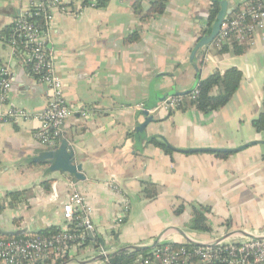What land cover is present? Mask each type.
Returning a JSON list of instances; mask_svg holds the SVG:
<instances>
[{"label": "crops", "instance_id": "crops-1", "mask_svg": "<svg viewBox=\"0 0 264 264\" xmlns=\"http://www.w3.org/2000/svg\"><path fill=\"white\" fill-rule=\"evenodd\" d=\"M65 1L80 13L55 12L45 42L73 114L52 146L37 142L36 120L0 122V231L32 235L62 228V205L75 184L92 208L96 240L77 247L67 264H107L108 258H99L100 242L111 254L148 251L154 244L238 243L264 234V133L252 126L261 112L264 44L240 55L210 44L190 61L196 42L208 33L201 36L213 2H227L230 14L244 0H167L161 14L144 20L132 6L139 3L146 14L153 0H110L102 9ZM28 3L0 0V35ZM132 35L136 39L127 43ZM0 67L14 76L9 104L30 114L43 111L45 85L2 40ZM229 68L241 72V82L218 111L204 114L189 102L168 112L157 108L160 98L192 91ZM142 107L151 110L152 121L136 141V128L147 118ZM154 139L171 154L149 143ZM63 141L82 168V180L27 162ZM244 145L224 157L208 151ZM151 184L157 193L152 199L145 194ZM15 192L23 195L12 206L7 195ZM193 206L208 209L209 232L187 228Z\"/></svg>", "mask_w": 264, "mask_h": 264}, {"label": "built area", "instance_id": "built-area-1", "mask_svg": "<svg viewBox=\"0 0 264 264\" xmlns=\"http://www.w3.org/2000/svg\"><path fill=\"white\" fill-rule=\"evenodd\" d=\"M55 12L77 16L80 10L70 9L65 0H29L3 41L33 78L45 85L47 103L43 111L30 114L9 104L14 76L8 68L0 67V122L38 121L35 136L41 146L56 145L62 138L66 120L73 114L63 100L60 78L54 73L51 55L46 50L45 30ZM257 42L264 44V0H244L225 16L211 46L216 50L233 46L245 50L253 48ZM196 94L194 91L188 98L167 97L157 108L167 112L178 109L194 100ZM70 190L67 201L62 205L64 226L51 235L0 239V264H67L71 253L83 245L87 232H94L91 206L75 184H70ZM122 221L123 218H119L117 224ZM98 253L107 258L108 252L102 247L98 248ZM195 259L198 264H264V234L238 243L215 239L193 248L156 245L145 256L138 255L133 264H192Z\"/></svg>", "mask_w": 264, "mask_h": 264}, {"label": "trees", "instance_id": "trees-1", "mask_svg": "<svg viewBox=\"0 0 264 264\" xmlns=\"http://www.w3.org/2000/svg\"><path fill=\"white\" fill-rule=\"evenodd\" d=\"M81 1V8L92 7L94 9H102L104 8L110 0H79ZM167 0H153L150 3L149 10L146 14H142L140 4L134 3L132 8L133 11L141 17L142 20L146 18H150L154 15L161 14L164 11L165 3ZM219 10V5L217 2H213L211 9L209 10L208 19H207V29L203 30L201 36L204 35L217 15ZM12 26L9 28L7 27L5 30L1 32L0 39L5 41L11 32ZM136 39V35H132L127 38L125 41L127 43H131ZM232 51V53L236 55H240L243 53V49L237 46H233L231 48L224 47L220 53ZM29 71V70H28ZM241 72L236 68H229L224 72H215L208 76L206 79L201 80L196 85V88L192 91L185 93L184 98L190 97V95L197 91L195 95V99L189 101V104L195 105V107L204 114L211 113L218 111L219 109L223 108L233 97L237 89L239 88L241 82ZM216 90V91H215ZM252 126L255 130L259 133H264V83L262 86V102H261V112L257 119L253 120ZM150 144L162 149L165 153L171 154L172 150L169 146L164 143L158 142L156 139L151 140ZM217 157H224L227 154L223 152H212ZM49 182H45L43 185H48ZM145 194L148 198H155L156 197V190L154 186L151 184L147 190H145ZM23 193L15 192L8 194L7 197L10 198L9 204L14 205L17 201L20 200ZM4 205L0 203V212L2 211ZM182 211L179 208L175 213L180 214ZM208 213V209L201 206H193L190 210V222L187 228L191 231L195 232H209V227L207 226L206 216ZM58 230L54 228L46 229L41 232H38V235H51L55 234ZM25 234H18L14 236H0V239H8V238H19L23 237ZM89 238L86 236L83 242L84 245L90 244ZM174 247L184 246L187 248H193L191 244H169ZM148 251L142 250L139 252H126L117 254L115 256L108 257L107 264H133L136 257L138 255H146ZM67 260V259H66ZM66 260H62L65 262ZM61 263V262H60ZM192 264H198V261L195 259L193 260Z\"/></svg>", "mask_w": 264, "mask_h": 264}, {"label": "water", "instance_id": "water-1", "mask_svg": "<svg viewBox=\"0 0 264 264\" xmlns=\"http://www.w3.org/2000/svg\"><path fill=\"white\" fill-rule=\"evenodd\" d=\"M218 4H219V10H218L217 15L215 17V20L213 21V23L210 26L208 33H206L203 37H201L196 42L194 49L191 52V56H190L191 62L193 61L196 53L199 50L205 51L206 48L212 43V41L214 40V38L217 36V34L219 32V28H220L222 21L224 20L225 16L229 13L227 2L220 1ZM173 95H175V93ZM177 95L178 96H184L185 93L177 94ZM166 98L162 97L158 100V102L162 103ZM150 111H151L150 109L144 108V107H142L140 109V113H142V115L145 117H147V115ZM151 121H152V117H147L144 124L137 126V128H136V141H139L137 135L139 133L143 134L145 127ZM248 145H250V144H248ZM248 145H244V146H241V147H239L237 149H233V150H208V151L209 152H237V151L245 148ZM27 162L32 163V164L47 166L46 173L66 174L75 180H82L83 179V175H81L82 168L79 164H75L73 152L65 141L61 142V144L59 146H54L53 148H51L49 150H46L44 152L39 153L36 157L31 158L30 160H27ZM16 234L17 233H6V232L0 231L1 236H13ZM87 237L92 242H94L96 240L91 232H87ZM250 238H253V236H251ZM100 244H101L102 248L105 250L103 242H100ZM154 246H156V244L152 245L151 247H154ZM196 246H198V245L196 244ZM142 250H145V248H141V247L133 248L134 252H139ZM124 251L125 250H118V251L113 252L111 254H107L106 257L108 258L111 256H115L117 254L125 253ZM99 258L102 259L104 257L100 256Z\"/></svg>", "mask_w": 264, "mask_h": 264}]
</instances>
